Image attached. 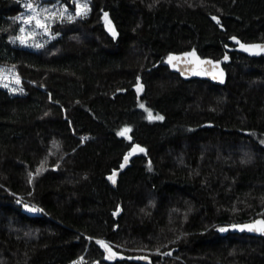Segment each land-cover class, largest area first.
Returning a JSON list of instances; mask_svg holds the SVG:
<instances>
[{
    "label": "trees",
    "instance_id": "trees-1",
    "mask_svg": "<svg viewBox=\"0 0 264 264\" xmlns=\"http://www.w3.org/2000/svg\"><path fill=\"white\" fill-rule=\"evenodd\" d=\"M26 2L0 0V264H264L263 236L218 231L264 219V55L229 39L264 42V0H87V17L21 44ZM193 49L223 60L224 86L169 71L170 53ZM135 144L146 152L113 188Z\"/></svg>",
    "mask_w": 264,
    "mask_h": 264
},
{
    "label": "snow or ice",
    "instance_id": "snow-or-ice-1",
    "mask_svg": "<svg viewBox=\"0 0 264 264\" xmlns=\"http://www.w3.org/2000/svg\"><path fill=\"white\" fill-rule=\"evenodd\" d=\"M72 3L74 5V12L69 11V8L66 4L61 5L58 10H52L50 8H42L38 4L34 3L33 0H27V2L23 5V7L27 10H30V15H23L19 17L23 21V24L31 25L34 23L35 28L31 31L26 29L23 25L20 27V35L16 37L20 41L21 44H26L29 38L34 37L37 33L35 29H42L43 33L48 34L50 33V25L57 20H59L60 23H64L65 21L73 22L77 18H85L87 17L88 13L90 12V5L88 4L87 0H72ZM104 21L105 26L108 29V31L112 34L113 38L117 36V32L115 27L112 25V22L110 19H108V13H104ZM213 20L216 21L217 24H220L219 17L213 16ZM223 27V25H221ZM55 35H60L59 32L55 33ZM10 39H12L10 37ZM229 39L236 41L237 44H239L240 48L245 51L249 52L250 54L254 55H260L264 54V43L261 44H248V43H242L236 36H232ZM35 47H43V45L35 44ZM227 47V45H225ZM187 58V59H182ZM229 57L227 54L224 55V60H228ZM167 63L170 64L173 68H178L180 63H184L187 65H191L188 69V71L191 74L194 75H210L212 79H218L221 82H223L224 78V71L222 68H219L220 61L219 60H210V59H201L197 54L195 49H193L191 52H184L181 53L179 56L174 54H169L167 57ZM212 66V67H208ZM3 69H0V78H2ZM181 74H185L184 70H181ZM138 83L135 85L137 92L143 90V84L139 83L140 77L136 78ZM16 82L19 83V77H16ZM4 87H8L7 84L3 85ZM15 91V89L13 90ZM19 91H23V89H19ZM51 98V97H50ZM140 108L144 109V111L147 113V119L148 120H163L164 117L160 114H153L152 110L150 108L145 107L143 103L139 105ZM131 131L130 126L125 125L123 129H121L117 135L124 136L127 139L131 140V136L128 135V133ZM261 144H264V140L260 141ZM135 152H146V149L141 147L139 144H135L130 149L129 153L125 154L124 156V163L120 165L121 168L127 164L129 160V156L134 154ZM150 163V162H149ZM44 164V161H41V167L37 168L36 173H29V183L32 182V177L34 175H37L42 170V166ZM115 172L113 173V176H110L109 179L112 180L113 183H115ZM31 195V193H29ZM17 203H21V201H17ZM23 207L25 210L33 212V213H42L44 211L43 208H40L39 206L33 204L28 205L24 204ZM229 229L239 230V231H249V232H256L260 234H264V219L254 220L251 223L246 224H231L226 227H220L218 231L220 232H226ZM89 240H92L93 237H88ZM96 243L100 245L107 255V259L112 260L115 259L118 255V253L112 251L109 244L102 240L98 239L96 240ZM143 259H147V257H143ZM84 260V257H78L77 260L72 261V264H81V262Z\"/></svg>",
    "mask_w": 264,
    "mask_h": 264
},
{
    "label": "water",
    "instance_id": "water-1",
    "mask_svg": "<svg viewBox=\"0 0 264 264\" xmlns=\"http://www.w3.org/2000/svg\"><path fill=\"white\" fill-rule=\"evenodd\" d=\"M261 43H264V42H251V43H248V44H261ZM192 50H186V51H183V52H178V53H173L174 55H177L179 56L181 53H184V52H191ZM241 51L247 55V56H250V57H256V56H263L264 54H260V55H254V54H250L249 52H245L241 49ZM196 54L201 58V59H210V60H219L220 61V65H219V68H222L223 71H224V78H223V82H221L220 80L218 79H212V77L210 75H205V76H201V75H194V74H191L188 69L190 67H192L191 65H187V64H184V63H180L178 68H173L170 64H167V67L169 69L170 72L172 73H176L178 74L182 80L184 81H188V80H192V79H199V80H206L212 84H215V85H219V86H224L225 83H226V80H227V70L225 69V67L223 66V60H220V59H214V58H211V57H202L200 56L197 52ZM182 59H187V58H182ZM208 67H212V66H208ZM181 70H184V73L185 74H181ZM125 167V166H124ZM123 168H119L115 171H113L110 175V176H113V173L115 172V176H114V179H115V183L112 182L111 179H109L108 177V181L110 183V185L115 188L116 187V183H117V179L120 175V173L122 172V170L124 169ZM29 205V204H28ZM31 206V205H30ZM246 223H251V222H246ZM246 223H240V224H246ZM232 232L234 233H245L247 232L248 234L250 235H253V236H263L264 237V234H260V233H256V232H249L247 230L245 231H239V230H234V229H230ZM143 257H147V259H143ZM132 261H135V262H139V263H143V264H148L150 262V258L149 256L147 255H136V256H132L130 258Z\"/></svg>",
    "mask_w": 264,
    "mask_h": 264
},
{
    "label": "rangeland",
    "instance_id": "rangeland-1",
    "mask_svg": "<svg viewBox=\"0 0 264 264\" xmlns=\"http://www.w3.org/2000/svg\"><path fill=\"white\" fill-rule=\"evenodd\" d=\"M103 16H104V14L101 16V21H102V23H103V26H104V28L108 31V29L106 28V26H105V21H104V18H103ZM108 19H109V17H108ZM113 25V24H112ZM109 32V31H108ZM110 33V32H109ZM111 34V33H110ZM137 90V89H136ZM141 103H143L141 100H139V105L141 104ZM144 104V103H143ZM145 105V104H144ZM145 107H147L146 105H145ZM140 108V107H139ZM148 108V107H147ZM142 109V108H141ZM143 111H144V109H142ZM145 112V111H144ZM153 112V111H152ZM153 114H157V113H155V112H153ZM145 115H146V117H147V113L145 112ZM161 115V114H160ZM151 121H160V120H151Z\"/></svg>",
    "mask_w": 264,
    "mask_h": 264
},
{
    "label": "bare ground",
    "instance_id": "bare-ground-1",
    "mask_svg": "<svg viewBox=\"0 0 264 264\" xmlns=\"http://www.w3.org/2000/svg\"><path fill=\"white\" fill-rule=\"evenodd\" d=\"M181 78V77H180ZM182 79V78H181ZM257 220H259V219H257ZM250 222H252V221H250ZM244 223H246V222H244ZM236 224H240V223H236ZM245 233H247V232H245Z\"/></svg>",
    "mask_w": 264,
    "mask_h": 264
}]
</instances>
